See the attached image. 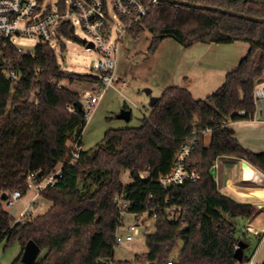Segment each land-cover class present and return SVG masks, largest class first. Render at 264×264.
Instances as JSON below:
<instances>
[{
  "label": "trees",
  "instance_id": "16d2710c",
  "mask_svg": "<svg viewBox=\"0 0 264 264\" xmlns=\"http://www.w3.org/2000/svg\"><path fill=\"white\" fill-rule=\"evenodd\" d=\"M178 1L264 18V0ZM145 31L151 35L149 54L168 38L184 48L196 43L243 42L248 49L210 96L196 100L187 89L168 87L138 126L107 130L102 141L83 150L74 164L67 160V154L75 142L81 145L87 122L84 111L76 106L78 93L60 82L94 84L98 76L63 72L48 45H37L32 55L12 52L20 79L12 83L0 73V197L14 191L24 196L30 173L44 177L62 166L54 185L39 194L50 203L43 214L12 225L0 200L3 249L17 243L22 253L25 244L33 241L45 254L32 264L113 261L119 219L115 200L123 197L130 203V213L152 209L156 214L153 232L144 236L146 252L135 255L136 263L167 264L170 256L172 264L239 263L235 248L239 242L249 241L239 234L233 220L250 219L260 208L222 194L211 169L217 159L232 157L245 160L264 174V153L244 149L231 129L233 123L248 121L254 113L252 95L264 72V23L160 0L127 33L137 38ZM65 36L81 42L71 30ZM68 106H73V113L68 112ZM240 111L244 115H239ZM228 121L232 124L227 126ZM192 138L196 144L187 169L195 172L196 181L162 188L158 178L170 172L182 144ZM125 172L132 179L130 184L121 181ZM140 173H146L145 180L139 179ZM167 206L181 208L179 221L169 218ZM183 227L187 229L181 232ZM21 253L11 264H22ZM248 258L242 255L241 263Z\"/></svg>",
  "mask_w": 264,
  "mask_h": 264
},
{
  "label": "built area",
  "instance_id": "2783aa9c",
  "mask_svg": "<svg viewBox=\"0 0 264 264\" xmlns=\"http://www.w3.org/2000/svg\"><path fill=\"white\" fill-rule=\"evenodd\" d=\"M158 1L160 0H57L46 5V0H0V73L9 82H17L20 79V72L12 63V52L19 55H32L37 45H48L55 52V48L62 49L73 41L65 36V33L71 30L72 36L85 45L86 51L93 49L100 55L95 64V72L99 81L91 84L89 94L83 95L85 104L80 102L86 122H88L99 95H103L115 83L117 78L116 55L123 35L133 24L143 20ZM76 27L87 36V41L79 38ZM25 39L36 40L38 44L34 48H28L23 41ZM89 43L92 44V48H88ZM252 97L254 104L258 100H264V85H257ZM67 110L74 112L73 106H68ZM239 115H244V112L240 111ZM230 124L232 123L228 121L226 125ZM205 132L208 133L209 129ZM195 144V138L182 144L174 158L170 172L160 176L157 180L162 188L168 189L173 185L196 181L195 172L187 169V160ZM82 151V146L75 142L67 154L70 164H74L80 158ZM60 170L56 169L54 173L44 177L30 173L27 177L28 192L39 196L47 186L54 185L56 177L60 176ZM146 176V173L138 175L141 180H145ZM22 197L19 191H14L9 193L4 201L7 207H12ZM164 202L168 204V198H165ZM115 203L119 210L118 226L114 234L115 246L132 242L138 237L144 238L150 233L147 224L148 222L154 223L156 219V214L152 209L141 213H130V203L126 199L117 197ZM39 208L40 205L31 201L24 206L14 224L23 222L24 216H28L27 219L30 218ZM165 211L169 213L170 219L175 221L181 219L180 207L167 206ZM126 216L133 217L134 221L127 224ZM104 263L118 264L114 261ZM166 263L172 264L173 259H167Z\"/></svg>",
  "mask_w": 264,
  "mask_h": 264
},
{
  "label": "rangeland",
  "instance_id": "374dc122",
  "mask_svg": "<svg viewBox=\"0 0 264 264\" xmlns=\"http://www.w3.org/2000/svg\"><path fill=\"white\" fill-rule=\"evenodd\" d=\"M57 0H46V5L49 2ZM119 24V23H118ZM77 35L82 41H87V36L79 29L75 28ZM151 35L149 32H142L137 38H132L129 33H125L118 46L116 55L117 78L113 87L108 88L103 95H99L97 104L94 105L91 111V117L88 120L83 132L81 145L83 150H89L95 147L103 139L104 133L109 129H120L136 127L140 123V119L149 115L151 106L149 105L151 98H159L162 94L161 88L168 82L170 75V67L168 65V53L173 50L170 46L177 47V42L172 38H168L161 50L155 54H149L148 48L150 45ZM28 48H34L38 43L36 40H23ZM66 44V43H65ZM55 55L60 69L65 73H74L78 75H97L95 72V64L100 58L97 51L89 49L86 51L85 45L80 42L72 41L66 44L62 49L55 48ZM60 85L69 88L78 93L80 102L85 104L84 94L91 92V83L74 81L71 84L65 80H61ZM126 105L131 111L129 120L117 119V115ZM210 137H207L208 144ZM62 164L57 166L60 169ZM123 184H130L132 179L129 172H125L121 176ZM234 188H239L230 184ZM28 192L20 201L12 207H7L3 201V208L12 218V225L20 216L24 208V202L31 195ZM47 201L38 199L34 204L40 205L31 217L43 214L48 207ZM28 216L22 219L25 221ZM127 224L134 221L133 217L126 216ZM245 220L236 218L233 220L239 230L242 229ZM150 233L153 232V222H148ZM182 243H178L181 248ZM146 252L145 241L143 237L135 238L132 242L124 243L116 246L113 253V261L118 264H143L136 263L134 257L137 254ZM21 253V247L15 243L7 249H3V243L0 244V264H11ZM45 254V251L40 253V257ZM177 254V250L173 255ZM169 258H172L170 256ZM173 259V258H172Z\"/></svg>",
  "mask_w": 264,
  "mask_h": 264
},
{
  "label": "crops",
  "instance_id": "0c3cea01",
  "mask_svg": "<svg viewBox=\"0 0 264 264\" xmlns=\"http://www.w3.org/2000/svg\"><path fill=\"white\" fill-rule=\"evenodd\" d=\"M167 40L160 43L154 54L161 50ZM170 47L173 50L168 53L167 59L170 67V75L166 84L168 86L162 87L161 92L168 87H181L187 89L196 100L205 99L221 87L226 74L237 67L248 49V45L243 42L231 44L196 43L190 48H184L178 44L177 47ZM259 84L264 85V78L257 85ZM127 110L130 111L129 108ZM231 129L234 132V138L244 149L253 153H264V100L255 102L254 113L250 120L233 123ZM207 137L209 134L205 137V143ZM213 169L218 190L222 194L231 195L241 202H251L260 208L259 212L244 221L240 230L239 234H244L243 237L249 241V244H245L246 247L242 250V255L248 256L249 260L238 264H250V262L264 264V197H242L234 191L245 188L263 189L264 174L245 160L232 157L217 159ZM245 171L259 178H245L242 176ZM230 184L239 188H234ZM30 194L23 206L31 201L37 202L39 198L42 199L35 193ZM46 203H48V207H46L48 209L50 203ZM258 236L260 239L256 244Z\"/></svg>",
  "mask_w": 264,
  "mask_h": 264
},
{
  "label": "water",
  "instance_id": "95a60500",
  "mask_svg": "<svg viewBox=\"0 0 264 264\" xmlns=\"http://www.w3.org/2000/svg\"><path fill=\"white\" fill-rule=\"evenodd\" d=\"M163 1H166V2H168L170 4L187 7V8L217 12V13H220V14H225V15H229V16H232V17H237V18H240V19H244L246 21L254 22V23H264V18L250 17V16H247V15H244V14L233 12V11L220 9L218 7L199 5V4H195V3H189V2L178 1V0H163ZM88 48H92V44L91 43L88 44ZM157 100H158V98H151L149 105L151 107H153V105L155 104V102ZM76 106L78 107V109L82 108V105H81L80 102H77ZM130 115H131V113H130L129 110L122 109L120 111V113L117 115L116 118L117 119H122V120H129L130 119ZM211 173L214 174V169L213 168L211 169ZM168 189H170V188H168ZM5 199H6V195L3 194L0 197V200L4 201ZM186 229H187V227H183L181 232L186 231ZM245 247H246V245L244 243L239 242L238 243V247H237V249L234 252V257L239 263L242 260V250ZM40 253H41L40 248L33 241H28L25 244V246L23 247V250H22V253H21V263L22 264H32V263H34L37 260V258L39 257Z\"/></svg>",
  "mask_w": 264,
  "mask_h": 264
},
{
  "label": "bare ground",
  "instance_id": "6f19581e",
  "mask_svg": "<svg viewBox=\"0 0 264 264\" xmlns=\"http://www.w3.org/2000/svg\"><path fill=\"white\" fill-rule=\"evenodd\" d=\"M242 176L248 179H258L259 177L251 175L249 172L245 171ZM260 181V180H259ZM251 183V181H250ZM259 184V183H258ZM236 191L240 196L242 197H264V188L263 189H239V190H234Z\"/></svg>",
  "mask_w": 264,
  "mask_h": 264
}]
</instances>
